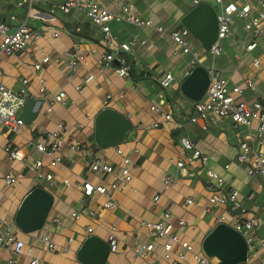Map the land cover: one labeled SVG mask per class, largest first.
Instances as JSON below:
<instances>
[{"label":"crops","instance_id":"crops-1","mask_svg":"<svg viewBox=\"0 0 264 264\" xmlns=\"http://www.w3.org/2000/svg\"><path fill=\"white\" fill-rule=\"evenodd\" d=\"M92 1L115 14H122L123 6L133 4L135 6L133 13L136 16L150 18L156 24L166 26L173 20L171 23L173 28L183 27L181 18L195 7V0ZM199 1L216 3V0ZM224 1L243 5L245 2L254 3L256 0ZM63 2L65 0H41L30 10L26 0H0V19L11 31L26 23L32 29L45 33L41 41L15 56L9 57L0 52V68L4 71L1 77L2 84L7 88L19 90L21 80L29 79L31 99L45 101L36 121L31 126L22 128L19 135L11 136L0 128V218L9 223L14 222L24 198L35 187L41 186L54 196V205L44 229L22 235L26 250H31L34 257L43 259L47 264H80L76 254L83 244L86 228L92 226L95 229L94 236L105 241L112 229L118 236L119 251L110 255L107 264H170L162 258L163 242L152 240L141 222L142 220L169 222L183 241L191 243L195 248H201L203 240L216 227L215 218L223 215L231 218L233 215L224 209L208 210L207 170H213L223 176L228 189L234 188L241 193L243 205L249 216L264 219V178L248 176L247 165L238 160L240 145L249 131L248 128L236 126L229 119H219L213 115L205 122H191L195 102L186 98L180 90L191 60L175 54L170 40L155 30L137 29L125 22L114 24L112 32L120 42L132 38L146 41L145 45L139 43L133 48V59L137 64L138 73L144 72L145 80L136 82L132 77L120 78L112 70L102 74L100 67L103 64L105 46L100 32L97 30L93 32L92 43L78 41L77 37L68 32L67 25L83 26L90 21L83 11L63 14L54 8ZM19 3L24 5L19 6ZM12 16H15L17 21L11 20ZM49 27L58 31L60 36L52 38L47 33ZM192 39L194 45L201 47L193 37ZM244 45L243 51L236 54L234 59L228 56L229 59L224 63L229 65L227 69L218 70L229 80L231 86L237 85L246 89L247 78L254 83L257 92L247 89L244 95L238 98L239 101H246L249 104L263 102L264 39L258 41V48L252 53L246 52ZM77 49L87 52L88 55L84 62L71 70L69 62ZM45 57L58 63L45 64L40 71H36L35 65L41 63ZM258 57L261 58L259 68L253 66L254 58ZM213 63L215 65V61ZM70 73L73 77L68 81L67 75ZM167 73H171L175 80L167 90H162L157 79ZM89 75H94L95 79L84 85V80ZM39 76L46 80L47 92L44 94H41ZM79 86L82 92L77 90ZM122 90L126 91L123 97L120 96ZM60 92L67 93V104L65 106L57 104L53 111L49 112L48 103ZM108 96L112 98L109 99ZM152 105L159 106L163 111H152ZM108 108L126 116L136 128V135L124 144L101 148L95 142V119L99 112ZM167 110L173 116V122L170 124L165 123L164 113ZM61 121L67 127L66 140L73 138L81 142L85 148L76 152L64 146V163L54 169L48 167L45 158L41 173L51 174L53 182L43 180L38 183L35 173L28 166V162L34 165L35 161L42 158L35 149V144L42 142L43 138L34 132V128L40 126L54 130ZM154 123H158L159 127L153 128ZM80 125L83 127L80 128ZM256 127L254 124L251 130L255 131ZM184 137L192 140L207 157L205 166L197 159L188 163L183 170L177 167V162L184 153L181 142ZM8 145L23 148L27 154L24 163L16 162L15 173L12 172L14 171L12 160L5 151ZM116 148L123 149L133 162L130 166L132 183L112 192L119 207L104 212L100 219L88 215L79 219L74 218L72 214L83 209V191L76 184L81 180H89L95 185L108 187L112 178L94 174L90 170V165L93 159L98 158L113 165L118 172L123 166V157L117 154ZM6 175L17 178V183L7 185ZM165 176L176 179L174 188L164 189L162 180ZM65 181H69L70 185ZM156 196L160 197L158 202L154 201ZM188 199L193 203L188 204ZM104 201L105 198L95 195L88 203L93 210H98ZM167 212L170 215L168 220L164 217ZM180 219L186 221L184 228L178 225ZM0 230H3V227ZM43 235H50L60 250L68 245L69 239H74V243L68 253H48L40 243ZM257 235L264 237V229L257 230ZM141 244L155 246L146 260L140 259L136 253ZM178 251L180 248L175 247L173 255ZM0 256L3 260L10 257L4 250H0ZM263 259L264 250H260L259 257L251 260L249 264H259ZM22 261L27 262V258H23ZM182 264H195V261L191 255H187Z\"/></svg>","mask_w":264,"mask_h":264},{"label":"built area","instance_id":"built-area-1","mask_svg":"<svg viewBox=\"0 0 264 264\" xmlns=\"http://www.w3.org/2000/svg\"><path fill=\"white\" fill-rule=\"evenodd\" d=\"M40 2L41 0H26V3L30 5V10L33 5ZM199 4H201L199 0L194 1L195 6ZM216 4L220 9L217 12L218 39L209 51L202 48L201 52H193L191 50L187 40V37L191 36L188 29L185 27L167 29L164 24H156L153 19L138 17L133 13L135 9L133 4L123 6L121 10L122 14H115L99 3L89 0H65V2L55 5L54 8L63 14H70L73 11L85 12L87 19L100 32L105 46L103 64L100 67L102 74L108 70H112L120 78H131V67L127 57L134 58V46L139 43L145 45L146 41L132 38L129 41L120 42L113 34L112 27L114 24L126 22L137 29H153L164 38L170 40L171 43L181 47L184 54H191L193 58L190 62L189 69L185 71V77L187 78L190 76L192 70L198 66H204L202 59L207 52L211 53L214 61L224 53L222 41L230 36V25L235 18L245 20L244 29L248 37L244 45L246 52L252 53L255 51L258 48V41L264 39V0H256L254 3L248 1L243 5H238L234 2H225L224 0H216ZM23 5L24 3H19V6ZM11 20L17 21V18L12 16ZM47 33L52 38H58L60 36V33L53 27H49ZM44 34L41 31L32 29L26 23L19 25L11 31L9 26L5 25L0 19V52L9 57L15 56L41 41ZM175 54L178 53L176 52ZM87 55V52L77 49L69 62L71 70L78 64L84 62ZM51 63H58V61L52 62L51 58L45 57L34 68L36 71H40L43 65ZM253 66L257 68L261 66L260 57L254 58ZM206 69L210 75V83L204 99L194 103V115L191 117V122H205L209 116L213 115L219 119H229L236 126L248 128L249 131L240 145L238 160L242 164L247 165L248 176L251 178H264V101L249 104L246 101L238 100L240 96L242 97L244 95L247 89L257 92L254 83L250 79H245L246 89H243L237 85L231 86L229 80L223 77L222 72L216 69L214 63L211 68L206 67ZM3 75L4 71L0 68V128L6 130L11 136L19 135L22 128L26 126L23 120V108L26 102L32 98L29 90L30 80H21L19 90H14L2 84L1 77ZM72 77L73 75L70 73L67 75V80L70 81ZM94 79V75H89L83 84L88 85ZM174 80L175 78L171 73H167L157 79L162 90H167ZM39 81L41 84V94H44L47 92L46 80L44 77L39 76ZM77 90L82 92L80 86L77 87ZM125 94V90L120 92V96L122 97ZM108 97L109 99L112 98V96ZM67 101L66 92L56 94L47 105L48 111H53L57 104L65 106ZM151 110L163 111L156 105H152ZM164 117L165 123L170 124L173 122V116L170 111L167 110L164 113ZM254 124L257 127L255 131H252L251 128ZM79 127L82 128L83 126L80 125ZM158 127V123L153 124V128ZM35 128L34 132L43 138L42 142L35 144V149L42 158L35 161L33 167H29V169L35 173L38 183H41L43 180L50 183L53 182V176L51 174L43 175L41 173L45 165V158L48 167L54 169L64 163V146L76 152L82 151L85 146L73 138L66 140L65 134L67 127L63 121L59 122L54 130H47L40 126ZM181 142L184 153L182 154V158H179L177 162L179 169L183 170L188 163L190 164L197 159L201 160L203 166L206 165L207 157L197 148L192 140L184 137ZM5 151L12 161L24 163L26 160L27 154L23 148L8 145ZM116 152L123 157V166L118 172H116L113 165L98 158L93 159L90 165V170L94 174L110 176L112 178L108 187L95 185L89 180H81L76 184L83 191V209L80 212H74L72 214L74 218L79 219L81 216L88 215L91 218L100 219L104 212L112 211L119 207V203L114 200L112 192L120 188H125L132 183L133 177L130 166L133 162L131 157H128L124 153L123 149L116 148ZM206 175V189L209 195L208 210L210 211L213 208L224 209L233 214L231 218L224 215L216 217L215 223L216 226L225 224L245 238L249 248V257L247 260V264H249L251 260L259 257L260 250H264V237L257 235V230L264 229V219L261 220L257 216L248 215L242 202L241 193L234 188L228 189L223 176L213 170H207ZM17 181L18 179L12 175L5 176L7 185L15 184ZM65 183L70 185L69 181H65ZM176 183V179L171 176H165L162 180V185L166 190L174 188ZM95 195L105 198L104 203L98 210H93L88 203ZM159 199L160 197L156 196L154 201L158 202ZM187 203L192 204L193 201L188 199ZM164 217L168 220L170 218L169 213L167 212ZM141 225L147 230L152 240L163 242L162 258L170 264H182L186 260L187 255L192 256L195 264H212L205 257L201 248H195L191 243L183 241L179 234L174 231V226L171 223L160 220L153 222L142 220ZM178 225L180 228H184L186 221L180 219ZM1 227H3V230H0V250L8 252L10 257L3 260L0 256V263L47 264L43 259L34 257L31 250H26V244L21 239L20 231L14 222L9 223L0 218ZM85 232L83 242L89 237L94 236L95 229L92 226H88ZM254 232H256L255 235ZM106 242L109 245L110 255L117 254L119 251V239L114 229L108 233ZM40 243L48 253H68L71 250L70 246L74 243V239H69L68 245L61 250L50 235H43L40 238ZM175 247H179L180 251L173 255ZM154 249V244H141L136 249V253L140 259L146 260ZM23 258H27V262H23ZM259 264H264V259Z\"/></svg>","mask_w":264,"mask_h":264},{"label":"water","instance_id":"water-1","mask_svg":"<svg viewBox=\"0 0 264 264\" xmlns=\"http://www.w3.org/2000/svg\"><path fill=\"white\" fill-rule=\"evenodd\" d=\"M183 27L209 51L218 39V16L208 3L193 7L181 18ZM210 83L205 66L192 70L181 84L182 94L193 102L204 99ZM45 101L30 99L23 108V120L31 126L41 112ZM136 128L124 115L113 109H104L95 119V142L101 148L124 144L134 138ZM54 205V196L39 186L31 190L20 205L14 223L23 234L36 233L44 229ZM201 250L212 264H247L249 248L245 238L231 227L220 224L203 240ZM110 258L108 243L100 237L91 236L81 245L76 254L80 264H107Z\"/></svg>","mask_w":264,"mask_h":264},{"label":"rangeland","instance_id":"rangeland-1","mask_svg":"<svg viewBox=\"0 0 264 264\" xmlns=\"http://www.w3.org/2000/svg\"><path fill=\"white\" fill-rule=\"evenodd\" d=\"M92 1V0H91ZM210 4L213 5V7L215 8V10L217 12H219V6L214 2V1H210ZM184 9V8H183ZM171 23H173V20H170V22L167 24L166 28L167 29H172L173 27H171ZM244 26H245V22L242 21L241 19L235 18L233 20V22L230 25V36H228L225 40L222 41V47L224 48V55L221 57H218L215 60V65L217 69H227L226 67H228V64H224L225 62H227V59H229V57H231L232 59L235 58L236 54H239L243 51V45L247 40V32L244 30ZM187 40L190 44V48L193 52H201L202 51V47H199L198 45H194V40L192 39V36L187 37ZM260 41V40H259ZM171 43V42H170ZM172 47L173 49L182 57L188 58L190 60H192V55L191 54H184L183 50L181 47L173 44ZM226 52V53H225ZM229 56V57H228ZM214 58L212 57L210 52H207L204 56V58L202 59L203 64L206 67L211 68L213 66V60ZM242 85V84H241ZM17 161L13 162V169L14 171H12L13 173H15V167L17 166ZM32 163L28 162V166L30 168H32ZM23 233L20 234V237H22Z\"/></svg>","mask_w":264,"mask_h":264},{"label":"trees","instance_id":"trees-1","mask_svg":"<svg viewBox=\"0 0 264 264\" xmlns=\"http://www.w3.org/2000/svg\"><path fill=\"white\" fill-rule=\"evenodd\" d=\"M90 24V25H89ZM85 23L83 26H77V27H73L70 25H67V30L68 32L77 37L78 41L80 42H86V43H92L94 42V38H93V32H95V28L91 27L93 26L91 24V22ZM128 58V63L131 67V77L134 81L136 82H140V81H144L145 80V73H138V69H137V64L134 61V59L130 56L127 57ZM159 84V83H158ZM36 188V187H35Z\"/></svg>","mask_w":264,"mask_h":264}]
</instances>
